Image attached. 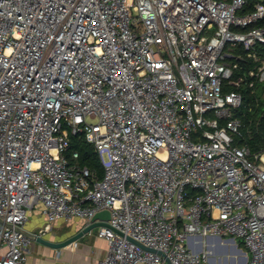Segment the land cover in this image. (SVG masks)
<instances>
[{"label": "built area", "instance_id": "obj_1", "mask_svg": "<svg viewBox=\"0 0 264 264\" xmlns=\"http://www.w3.org/2000/svg\"><path fill=\"white\" fill-rule=\"evenodd\" d=\"M0 0V217L25 227L111 212L95 264H213L232 238L264 264V147L242 131L234 78L244 57L264 84V2ZM228 87V91L225 88ZM85 134L105 168L68 156ZM115 230L124 233V236ZM32 239L0 223V264H29ZM77 242L71 246H77Z\"/></svg>", "mask_w": 264, "mask_h": 264}, {"label": "crops", "instance_id": "obj_2", "mask_svg": "<svg viewBox=\"0 0 264 264\" xmlns=\"http://www.w3.org/2000/svg\"><path fill=\"white\" fill-rule=\"evenodd\" d=\"M44 211V210H43ZM35 217L25 228L33 233L41 234L46 223L44 212ZM87 226L84 219L73 218L67 222H56L51 233L44 237L62 242L80 233ZM99 228L83 235L77 246H68L54 249L32 240L28 246L29 264H95V262L107 255L108 244L104 238L98 235ZM206 243L211 250V263L213 264H245L248 251L241 248L242 243L232 238H226L225 243L220 239L209 237ZM244 247V246H243ZM165 264H168L165 262Z\"/></svg>", "mask_w": 264, "mask_h": 264}, {"label": "trees", "instance_id": "obj_3", "mask_svg": "<svg viewBox=\"0 0 264 264\" xmlns=\"http://www.w3.org/2000/svg\"><path fill=\"white\" fill-rule=\"evenodd\" d=\"M264 0H250L249 4L241 11L242 14L252 12L255 4ZM256 27H264V20L256 24L250 25L246 28H240L241 31L246 32ZM237 54H241L244 60L241 62L242 68L236 71L234 78L247 76L239 90L243 93L244 103L238 112L243 120L242 131L246 137V141L251 146L254 152L260 151L264 147V84H256L251 87L252 79L248 77L250 69L255 68L258 63L254 59L247 57L246 51L242 48L236 50ZM228 87L225 91H228ZM70 146L68 149V156L71 157L74 153H78L76 159L78 165L83 168H88L94 180H101L105 175V168L101 162L100 156L94 147L85 137V134H73L70 132Z\"/></svg>", "mask_w": 264, "mask_h": 264}, {"label": "water", "instance_id": "obj_4", "mask_svg": "<svg viewBox=\"0 0 264 264\" xmlns=\"http://www.w3.org/2000/svg\"><path fill=\"white\" fill-rule=\"evenodd\" d=\"M111 218V212L109 210H103L99 213H97V215L94 217V219L92 220V223L87 225L80 233L66 239L65 241L62 242H54L51 241L47 238H45L43 235L41 234H37V233H33L28 231L25 227H19V226H14L11 223H5L4 220L0 217V223L5 224L7 227L9 228H14L20 232H22L24 235H26L27 237L31 238L32 240L44 244L46 246L52 247L54 249H61L63 247H68L71 246L73 243L77 242L83 235L91 232L93 229L96 228H100V227H110L108 221ZM117 233H119L120 235L124 236V233H122L121 231L115 230ZM129 240L135 242L136 244H138L139 246H141L144 250L146 251H151V252H156L159 253L161 255H163L166 258V262L168 264H172V262L166 257V255L161 252V251H157L154 248L148 247L146 245H144L143 243L133 239L132 237L128 238Z\"/></svg>", "mask_w": 264, "mask_h": 264}, {"label": "rangeland", "instance_id": "obj_5", "mask_svg": "<svg viewBox=\"0 0 264 264\" xmlns=\"http://www.w3.org/2000/svg\"><path fill=\"white\" fill-rule=\"evenodd\" d=\"M73 163H77L78 164V162H77V160L76 159H74L73 160ZM42 211H43V205L42 204H37L34 208H32V209H30L29 211H28V221H27V224H30V222L31 221H33L34 220V218L35 217H38L41 213H42ZM71 221V220H70ZM52 231H50V232H48V233H51ZM47 233V234H48ZM240 239H238V242L240 243ZM241 245V248L242 249H245V250H247L245 247H243L244 245L243 244H240Z\"/></svg>", "mask_w": 264, "mask_h": 264}]
</instances>
